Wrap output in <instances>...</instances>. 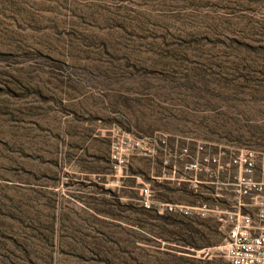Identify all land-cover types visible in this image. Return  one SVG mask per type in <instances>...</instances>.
<instances>
[{"label":"rangeland","instance_id":"rangeland-1","mask_svg":"<svg viewBox=\"0 0 264 264\" xmlns=\"http://www.w3.org/2000/svg\"><path fill=\"white\" fill-rule=\"evenodd\" d=\"M246 178L264 0H0V264H230Z\"/></svg>","mask_w":264,"mask_h":264},{"label":"built area","instance_id":"built-area-1","mask_svg":"<svg viewBox=\"0 0 264 264\" xmlns=\"http://www.w3.org/2000/svg\"><path fill=\"white\" fill-rule=\"evenodd\" d=\"M233 163L243 165L245 173L251 174L252 163L248 158L239 157ZM262 192L264 181L255 183L246 178L239 194L257 196ZM240 207L238 203L236 210L226 213L228 230L221 251L230 264H264V204H259L255 216L242 213Z\"/></svg>","mask_w":264,"mask_h":264},{"label":"crops","instance_id":"crops-1","mask_svg":"<svg viewBox=\"0 0 264 264\" xmlns=\"http://www.w3.org/2000/svg\"><path fill=\"white\" fill-rule=\"evenodd\" d=\"M260 203L264 204V192L258 194L257 196L251 197L250 202L249 203H242L241 207L247 206L250 208H257V210H258ZM252 215L255 216L254 213H252Z\"/></svg>","mask_w":264,"mask_h":264}]
</instances>
